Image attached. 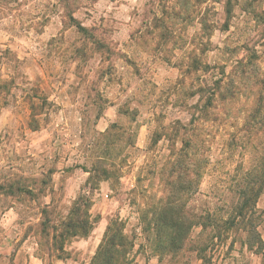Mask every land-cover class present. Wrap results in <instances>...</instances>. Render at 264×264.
Masks as SVG:
<instances>
[{
    "label": "clouds",
    "instance_id": "clouds-1",
    "mask_svg": "<svg viewBox=\"0 0 264 264\" xmlns=\"http://www.w3.org/2000/svg\"><path fill=\"white\" fill-rule=\"evenodd\" d=\"M0 264H264V0H0Z\"/></svg>",
    "mask_w": 264,
    "mask_h": 264
}]
</instances>
